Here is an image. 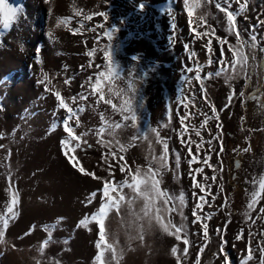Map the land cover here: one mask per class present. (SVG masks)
I'll use <instances>...</instances> for the list:
<instances>
[{"label": "rangeland", "instance_id": "obj_1", "mask_svg": "<svg viewBox=\"0 0 264 264\" xmlns=\"http://www.w3.org/2000/svg\"><path fill=\"white\" fill-rule=\"evenodd\" d=\"M44 1L4 0L0 4V21L6 12L4 5L19 10L18 19L9 29L0 23L3 33L0 36V145L3 146L0 147V216L7 213L13 194L18 196L17 214L8 228L3 229L0 264H97L95 257L101 251L98 245L114 241L118 242V252L123 249L119 264H178L177 256H180L179 264H197V261L225 264V258L227 264H245L249 245L253 259L247 264H260V249L264 248V215L260 209L264 207V198L258 201L255 210L250 211L247 205L251 193L260 191V183L264 181V96L259 101L248 96L257 87L261 90L257 95L264 93V70L258 68V75H253L249 84L243 78L228 81L224 74L208 76L220 67L216 57L221 46L215 36L227 38L228 44L236 43L235 35L226 31L225 13L214 3L205 4V0H189L188 7L184 0H48V4ZM245 2L247 7L237 16L236 24L241 38L248 40L253 34L251 25L264 21V0H232L229 10L236 12ZM197 3L200 7H193ZM189 7H192L191 17ZM205 12L207 24L199 22L201 26L196 30L204 32L211 25L215 36L196 39L192 29ZM65 19L67 23L60 22ZM49 23L52 27L57 25V29L48 31ZM48 34L55 45L49 42L37 47L34 39H47ZM255 34L260 47H264V23L255 29ZM210 38L214 52L212 64L208 62L210 54L205 47ZM228 44L223 46V55L230 61L232 51ZM191 51L196 52L194 58L188 56ZM257 61L264 62V52L259 48ZM186 67H193L194 71L188 73ZM197 70L201 80L195 79ZM45 73L49 81L41 83ZM101 74L103 78L97 84ZM189 79L191 82L186 83ZM100 90L112 104L97 102ZM57 91L69 107L84 109L77 113L79 126L75 119L70 121L73 135L81 137L79 141L72 140L63 127L67 109L60 108ZM82 94L86 99H80ZM136 95L138 127L156 128L160 138L169 144L170 170L163 172L160 184L162 190L174 197L167 208L178 205L179 194L183 192L182 211L187 219L181 220L179 209L164 211L162 201H157L156 206L165 222L171 219L178 227L183 224L189 245L182 242L184 233L177 240L158 225L143 232L142 240L136 238L141 235L143 222L135 220L131 213L139 212L142 199L131 207L125 203L120 211H109L104 221V241L100 240L98 223L80 225L81 220L90 218L104 203L101 196L105 180L131 183V174L137 168L146 170L152 155L159 156L162 151L155 133L133 142L137 131L131 127V120H122L118 110L127 100L135 105ZM205 95L209 102L204 101ZM183 104H188V108H183ZM213 106L215 112L211 110ZM101 115L109 123L126 126L117 129L115 137L107 131L97 136L96 131L104 126ZM206 116L218 119H209L204 124ZM181 117H186L183 124ZM197 131L200 136L196 135ZM101 139L112 141V147L98 143ZM66 140L67 148L63 143ZM190 141L194 142L191 153ZM76 143L81 148L73 152ZM88 144L92 147L88 148ZM119 145L125 151L121 152ZM65 151L76 157L77 167H73ZM112 152L116 153L115 157L111 156ZM176 153L181 157L178 170ZM192 155L197 160L189 165ZM206 156L211 157L212 167L202 163ZM105 158L108 162L101 163ZM121 164L125 172L120 171ZM79 166L101 179L81 173ZM198 167L204 169L202 174L195 173ZM190 172L204 186L203 193L193 187ZM213 176L215 181L211 179ZM93 192L98 194L88 203ZM194 193L204 195L207 201L197 212L200 222H194L192 215L198 202ZM119 194L125 195V200L133 195L128 187ZM112 195L117 196L118 192ZM261 196L264 197V192ZM204 223L207 240L203 235ZM250 232L254 235L250 236ZM221 241H226V245ZM173 247L178 249L176 255L171 252ZM185 247H188L186 255ZM109 255L105 252V256Z\"/></svg>", "mask_w": 264, "mask_h": 264}, {"label": "snow or ice", "instance_id": "obj_2", "mask_svg": "<svg viewBox=\"0 0 264 264\" xmlns=\"http://www.w3.org/2000/svg\"><path fill=\"white\" fill-rule=\"evenodd\" d=\"M207 3H214L215 7L220 12L225 13L226 22H227L226 31L229 35H235V37H236L235 45H231V44H228L227 38L221 39L219 36H215V28L211 25H208L207 30H205L204 32L197 31L196 29L201 26V24L199 22H203L204 24H207L208 14L205 12L198 17V23L196 25V28L192 29V32L194 33L195 38L200 39L202 37H208V36L212 35V36H215V39L219 42V44L221 46L220 47V55L218 57H216V60L219 62L220 67L218 68V70L215 73H209L208 76L220 77L222 74H224L228 81H233V80H238V79L243 78L245 80L246 84H249L251 82L252 76L258 75V73H257L258 68L261 70H264V62L258 63V61H257V49L259 48L260 52H264V47H260V45L258 44L257 35L255 34V29L259 28L260 24L264 23V21H258L257 24L251 25V30H253V34L249 37L248 40H245V39L241 38L240 30L237 28L236 20H237V16L241 12L245 11V9L247 7L246 2L242 3L240 5L239 10L236 12L229 10L232 7V0H205V4H207ZM0 4H3V0H0ZM184 4L186 7H188L189 0H184ZM4 7L6 8V12L3 16L2 21H0V23H2L4 29H9L12 26V22L14 20L18 19L17 14L19 13V10H18V8H13L11 5H4ZM193 7L199 8L200 4L197 3V4L193 5ZM99 14L102 16L104 15L103 13H99ZM77 15H79V13H77ZM188 15H189V17L192 16V7L188 8ZM87 19H91V17H88ZM105 19H107V17H105ZM60 22L61 23H67L68 20L65 19V20H62ZM189 23L190 24L192 23L191 19H190ZM98 27H103V25H99ZM74 31L78 32L79 29H75ZM112 31H115V29L113 28ZM2 35H3V33H0V36H2ZM108 39L109 40L112 39L111 34H108ZM225 44H228L229 49L232 51V57H231L230 61L228 59H225L224 55H223V46ZM109 47L111 48L112 46L109 45ZM184 47L188 48V44H185ZM205 47L207 48V51L210 54L208 57V62H209V64H212L214 52H213V48H212V39L211 38L208 39ZM245 49H247V51H245ZM21 50L23 51L22 45H21ZM89 55H92V53L90 52ZM188 56L190 58H194L196 56V52L191 51L188 53ZM109 59H111V57H109ZM250 60H251V63H249ZM197 67H199V65H197ZM185 71L188 73H192L194 71V69H193V67H186ZM102 78H103V74H101L100 77L98 78L97 84L99 83V79H102ZM207 78L208 77H205V79H207ZM195 79L201 80V73L198 70L196 71ZM47 81H49V77L45 73L41 83H44ZM190 82H191L190 79L186 80V83H190ZM67 83H68V81L65 80V84H67ZM203 88H204V85H203V83H201V89H203ZM109 91H111V89H109ZM136 91L138 92V90H136ZM257 92H261L259 87H257L256 91H254L251 95L248 96V99L259 101L261 99V96H264V93H261V95H257ZM181 94L183 95V90H182ZM55 96L59 99L60 108L67 109V115L62 122L64 129L69 134V136L71 137L72 140L79 141L81 139V137L73 135V129H72V127H70V121H73L75 119L76 125L79 126L80 121L78 119L77 113L83 112L84 111L83 107H78L75 110L72 107H69V104L65 102V99L61 96V93L59 91H57L55 93ZM240 96L243 97L244 93L241 92ZM80 99H86V96H84L82 94ZM134 99H136L135 105H133V102L131 100H127V101H124V103L121 105L120 109L118 110L120 115L122 116V120L124 122L131 120L132 121L131 127L136 129V131H137V135L132 137V141L135 142L137 139H141V140L147 139L149 133H155L157 143L162 144V151H161L159 156L152 155L151 160H150V166L146 170H142L140 168H137L135 170V173L131 174V183H129L127 180H125V181L117 184V183H114L110 180H105L104 186L102 189V196H101V199L104 201V203L101 204L98 211L93 213L90 218L85 217V219L81 220L80 225L87 226V224L90 221L98 223V225H99V237H100L101 241H104L105 235H106L104 221H105V218L108 216L109 211L113 210V209H115L116 211H120L121 206L123 204L126 203L127 205H129L131 207V206L135 205L138 200L142 199L143 200V206L139 209V212L132 211V213H131V215L135 218V220H139V221L143 222L140 225V229H139L141 235H139L136 238L142 240L143 239V234H142L143 232H145V231L151 229L152 227L158 225L159 228L162 229L165 233H168L170 235L175 236V238L177 240H181L182 239V233H184L182 242L184 245H189L190 241L187 238V232H186V229H184L183 224H181V226L178 227L176 224L172 223L171 219H168L167 222H165L163 216L160 214L161 209L156 206L157 201H162V205L164 206V211H177L179 209V211H177V214L181 217V220L184 221L187 219V217L184 216V213L182 211V208L185 205L184 193L181 192L179 194L178 205H175L172 209H168L167 205L170 202H173L174 197L172 195H170L167 191L162 190L160 188V184L162 183V179H163V176H162L163 172L170 170L169 169V163H168V159H169V157H168V152H169L168 141L160 138V134L156 128L149 126L146 129H141L138 127V125L136 123V121H137V106L136 105H137V101H138V96L136 95L134 97ZM194 99H195V96H193V100ZM203 99L205 102L210 101V98L207 97L206 95L203 97ZM72 101H73V103H75L76 97H73ZM100 101H103L106 104H112L111 100H105L104 99L102 90H100V98H99V101H97V102L99 103ZM112 107H113L114 111L117 110L115 105H112ZM182 107L187 109L188 104H183ZM211 110H212V112L216 111L214 106L212 107ZM125 113H127V114H125ZM184 119H186V117L180 118V122L182 124L184 123ZM209 119H218V117L206 116V118L204 120V124H207ZM101 120L103 121L104 126L100 127L96 131L97 136H101L102 134H104L107 131L109 136L115 137L116 130L126 126V124H122L119 122L118 123H109L108 119L105 118L104 115H101ZM204 124H202L201 127H203ZM87 134L88 133H83L82 135H87ZM196 135L200 136V132L197 131ZM63 143L65 145V148H67L69 141L66 140ZM84 143L87 144V141H85ZM98 143H100L101 145H103L105 147L111 148L113 142L112 141H104L103 139H101L98 141ZM116 143L119 144V141H116ZM181 143L183 144L184 141L181 140ZM191 143H194V142H192V141L189 142V147H188L189 153H191ZM210 143H211V141H209V144ZM0 147H3V146L0 145ZM87 147L91 148L92 145L88 144ZM79 148H81V144L76 143L75 148H73L72 151L75 152L76 149H79ZM119 150L121 152L125 151L124 146L119 145ZM173 151H175V149ZM197 151H199V145H197ZM245 151H247V149H245ZM110 154L113 157L116 156L115 152H112ZM64 155L66 157H68L69 161L73 164V167H77L79 165V161L76 159V157L70 156L68 151H65ZM210 158H211L210 156H206L205 159L202 161V163L208 167H212V165L209 164ZM180 159H181L180 154L176 153V155H175L176 170H178L180 167ZM120 160L123 161L122 156L120 157ZM196 160H197V156L192 155L191 159L188 160L189 165H191ZM107 162L108 161L106 158L101 161V163H107ZM152 165H154L155 167L153 168ZM109 167H111V165H109ZM78 170L81 173H84L87 175H92L94 178H96L98 180L101 179L100 177L95 176L94 172H86V170L83 166H79ZM120 171L125 172V166L123 164H121V166H120ZM128 171L131 172L130 169ZM194 171H195V173H201L202 174L204 169L198 167ZM110 175H111V173H110ZM189 175L191 176V178L194 181L193 187L195 189H199L200 193H203L205 191L204 186L201 183L195 181V176L192 174V172H190ZM157 176H159L160 179H157ZM211 179L213 181H215L216 177L213 176ZM207 180H208V177L205 176L204 182L207 183ZM124 187H128L129 189H131V192L133 193V195L127 200H125V195L119 194V193L123 192ZM208 188L210 189L211 185H208ZM113 192H118V195L113 196L112 195ZM261 192H264V181H261V183H260V191H253L251 193V200L247 205V208L250 211L255 210V207H256V204L258 203V201L260 199L264 198L261 196ZM97 194H98V192L91 193V196L88 200V203H91L92 198L96 197ZM194 196L198 202L195 205V208L193 210L192 215L194 217V222H200L201 216L197 215V212L200 211L201 209H203L204 204L207 203V201L205 200V196L200 195L199 193H194ZM17 203H18V196H17V194L14 193L12 196L11 203L7 206V213L4 216H0V241H3V238H4L3 229L8 228L10 221L12 219H14L16 214H17L16 209H15V206L17 205ZM153 210H155V213H156L155 215H153ZM260 212L264 213V208H261ZM249 219H251L250 216H249ZM254 222L255 221H253V223ZM203 235H204V239L207 240L208 231H207V224L206 223L203 224ZM249 235L252 236L254 234L250 232ZM113 236H115V234H113ZM130 238H132V237H130ZM116 243H118V242H116V241H114L113 243H106L105 242L104 245H98V247L101 248V251L95 257L97 264H119V259H120V256H122V254H123V249H121L118 252L117 247H116ZM221 244L226 245V241H221ZM177 251H178V249L176 247H173L171 249V252L173 255H176ZM260 251L262 253L260 264H264V248H261ZM105 252L110 253V255L105 256ZM187 253H188V247H185L183 249V254L186 255ZM252 259H253V249L251 248V245H249V251H248V255H247L245 264H247V261H251ZM177 261L179 264L180 256H177ZM197 264H199V261H197ZM225 264H227V258H225Z\"/></svg>", "mask_w": 264, "mask_h": 264}, {"label": "bare ground", "instance_id": "obj_3", "mask_svg": "<svg viewBox=\"0 0 264 264\" xmlns=\"http://www.w3.org/2000/svg\"><path fill=\"white\" fill-rule=\"evenodd\" d=\"M4 1V0H3ZM48 0H46V1H44V2H46V4H48L49 3V1L47 2ZM62 2V1H61ZM56 12V11H55ZM54 12V13H55ZM57 14V13H56ZM51 17V16H50ZM61 17V16H60ZM49 20H51L50 18H49ZM51 22V21H50ZM59 25V24H58ZM60 26V25H59ZM68 26V25H67ZM59 28V27H58ZM57 29V25H55V26H53L52 27V23H49V28L47 29L48 31H54V30H56ZM60 30V29H59ZM58 30V31H59ZM47 31V32H48ZM57 31V32H58ZM56 32V31H55ZM60 32V31H59ZM63 32V31H62ZM49 33V32H48ZM64 33V32H63ZM48 36L49 37H47V39H45V38H38L37 39V41L34 39V41H35V43L37 44V47L38 46H46L49 42L51 43L52 42V45H55L54 43H53V40H52V35L51 34H48ZM55 39V38H54ZM55 41V40H54ZM43 52V51H42Z\"/></svg>", "mask_w": 264, "mask_h": 264}, {"label": "crops", "instance_id": "obj_4", "mask_svg": "<svg viewBox=\"0 0 264 264\" xmlns=\"http://www.w3.org/2000/svg\"><path fill=\"white\" fill-rule=\"evenodd\" d=\"M263 208H264V207H263ZM262 215H264V213H263Z\"/></svg>", "mask_w": 264, "mask_h": 264}]
</instances>
